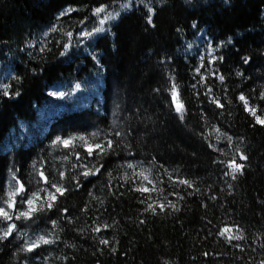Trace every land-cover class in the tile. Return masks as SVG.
I'll list each match as a JSON object with an SVG mask.
<instances>
[{"label": "trees", "instance_id": "1", "mask_svg": "<svg viewBox=\"0 0 264 264\" xmlns=\"http://www.w3.org/2000/svg\"><path fill=\"white\" fill-rule=\"evenodd\" d=\"M66 2L74 0H0V82H7L10 71L23 72L37 66L44 68L39 76L28 73L19 97L0 98V179L4 178L5 167L13 157L18 164L25 165L24 171L27 173L26 165L32 158L30 154L48 144L46 137L57 129H79L92 123L108 128L113 119L114 105L119 103L124 126L136 130L131 139L137 150L145 154H158L170 167L179 166L181 176H199L197 186L201 192L186 198L179 213L157 216H141L139 209L143 206L131 194L117 201L109 200L107 211L101 218L109 222L111 218L119 220V226L109 233V237L115 235L120 244L116 254L109 255L105 250L104 255L99 257L102 264H161L162 257L172 261V264H245L249 255L254 257L251 264H258L264 258L257 240V233H264V220L261 219L264 216V203H261L264 201V129L252 127L245 119L247 114L240 111L236 102L230 107L234 115L228 117L225 114L224 122L232 125L231 131L247 137L250 156L248 171L239 181L233 182L236 184L235 191L227 195L223 166L217 167L211 163L217 154L211 153L197 134L203 130L206 136L212 133L214 139L213 126L219 122V118H214L209 111L205 124L200 120L199 112L192 107L194 102L186 87L191 79L190 66L180 57L183 55L181 45L193 38L189 34L181 38L178 44L175 29L183 26L190 33L187 26L193 18H198L201 26H207L218 38L241 32V37H234L239 52L234 48L225 51L226 63L222 70L234 72L239 56L244 54L254 57V65L246 70V75L251 77L248 81L242 83L239 77H233L229 83V95L232 96L245 85L259 88L264 85V67H261L264 65V0H231V6L225 5L223 0H208L207 3L193 0L191 6L185 4L184 0H167V4L158 11L154 30L145 28L140 14L127 15L114 28L116 49L113 50L111 46V38L101 43L106 66V72L101 77L95 76L91 64L80 61L70 63L58 56L55 41L61 39L60 32L50 37L53 40L49 44L51 52L37 54L32 60L17 52L25 47L30 38L34 39L41 29L53 22L55 12ZM82 15L73 13L71 17L62 18L63 31L72 30L74 21ZM10 50L15 56L10 54ZM149 50L160 54H177L174 68L182 84V95L190 107L186 128L168 113L163 94L156 95L151 91L158 86L156 81L160 79L161 72L157 65L158 57L151 55ZM77 78L88 83L67 99L50 95L55 90L68 92L70 82L74 87ZM98 108L100 117L107 116L106 123L98 118ZM137 108L140 109L139 113L130 115ZM193 153L196 155L193 156ZM51 155L49 153L50 159ZM230 156L229 152L221 158L228 159ZM53 162L57 165L61 163ZM106 179L102 177L100 183L103 184ZM209 185L217 191L219 199L209 201V207L205 210L201 201L211 194ZM219 188H224V192H219ZM106 194L107 190L104 191ZM84 199L83 193L73 195L67 204L78 209ZM77 215V226L92 223L90 215ZM204 215L212 221L211 225L201 219ZM125 216L133 219L126 220ZM137 217L147 219V224L139 225ZM233 222L240 223L246 229L247 239L234 242L245 245L247 251L243 253L227 245L223 238L208 236L205 230L207 228L215 233L218 227ZM65 239L77 243V249H65L61 244L53 249L55 255L67 253L75 256L72 264H94V241L83 238L73 240L71 235ZM249 244L256 249L255 252L247 248ZM14 251L15 244L5 247L0 252V264H19L13 258ZM204 251L213 254L204 257ZM215 252L221 255L216 256ZM241 256L243 260L239 259ZM51 264L59 262L53 260Z\"/></svg>", "mask_w": 264, "mask_h": 264}, {"label": "snow or ice", "instance_id": "2", "mask_svg": "<svg viewBox=\"0 0 264 264\" xmlns=\"http://www.w3.org/2000/svg\"><path fill=\"white\" fill-rule=\"evenodd\" d=\"M201 2L207 3L208 0ZM223 2L231 6V0ZM184 3L191 6L193 0H184ZM166 4L167 0L66 2L55 12L53 22L41 29L34 39L30 38L25 47L18 49L17 52L26 55L29 60L35 59L37 54H43L45 51L51 52L49 44L53 43V40L50 37L53 33L60 32L61 39L55 41L58 56L70 63L80 61L91 64L95 76L101 77L106 72L101 43L111 38V46L113 50L116 49L114 28L118 26L120 20L127 15L140 14L145 22V28L154 30L157 26L158 11ZM73 13L83 15L74 21L75 26L72 30L65 32L61 27V20L64 17H71ZM187 29L190 33L185 27L177 26L175 32L178 44L181 38L189 34L193 38L181 45L183 55L180 57L190 66L191 79L186 87L194 102L192 107L199 112L200 120L205 124L209 111L214 118H219V122L213 126L214 139L212 133L206 136L203 130L197 134L205 142V147L211 153L217 154L211 163L217 167L223 166L222 176L225 178L223 183L228 189L227 195L230 196L236 187L233 182L239 181L248 171L247 162L250 161V156L247 152V137L231 131L232 125L224 122L225 114L228 117L234 115L230 107L236 102L240 111L247 114L245 119L252 127L264 129V85L259 88L245 85L232 96L229 95L231 91L229 83L233 77H239L242 83L248 81L251 77L246 75V70L254 65V57L244 54L239 56V63L234 72L222 70L226 63L225 51L234 48L239 52L236 38L243 35L241 32L236 31L234 35L218 38L207 26L202 27L198 18H193ZM193 49L194 54L190 55ZM149 53L158 57L157 65L161 72L160 79L156 81L158 86L153 87L151 91L156 95L163 94L168 113L178 124L186 128L190 107L182 95V84L174 68L177 54L168 52L160 54L152 50H149ZM10 54L15 56L11 50ZM92 71L89 72V76L92 75ZM256 71L259 72L260 69ZM29 72L33 76H39L44 72V68L37 66L23 72L10 71L7 82H0V98L19 97ZM77 80L74 87L70 82L68 92L55 90L51 91L50 95L67 99L88 83L79 78ZM139 111L137 108L130 115H136ZM120 112L121 106L116 103L112 112L113 119L108 128L92 123L79 129H57L50 133L46 137L48 144L30 154L32 158L26 165L27 173L24 171L25 165L18 164L15 157L8 162L4 178L0 179V252L9 244H15L12 255L19 264H51L53 260L59 264H72L75 256L67 253L55 255L53 251L61 244L65 249H77V243L65 239L71 235L73 240L83 238L86 241H94L92 245L95 249L92 255L96 257L94 264H102L99 257L104 255L105 250H108L109 255L116 254L120 244L115 235L109 237V233L119 226V220L111 218L109 222L101 218L107 211L106 204L109 200L117 201L131 194L138 204L143 206L139 209L141 216L145 214L157 216L179 213L186 198L201 192L197 186L199 176L195 178L181 176L179 166L170 167L167 161L156 153L145 154L138 151L131 139L136 130L131 126H124ZM97 116L107 122V116H99V108ZM229 152L230 158H221L227 156ZM49 153L52 154L51 159ZM192 155L195 156L196 153ZM53 161L61 163L57 165ZM102 177L107 178L103 184L100 183ZM169 188L172 190L168 191ZM208 191L211 194L201 201V206L205 210L209 207V201L216 202L219 199L212 185L208 186ZM218 191L224 192V188H219ZM81 193L85 196L81 206L78 209L69 207L67 204L69 198ZM77 213L90 215L92 223L77 226L76 222L79 220ZM124 219L132 220L133 217L125 216ZM201 219L208 225L212 223L207 215ZM261 219L264 220V216ZM137 221L139 225L148 222L147 219L139 217ZM205 230L208 236L223 238L227 245L239 249L242 253L247 251L243 243H234L247 239L246 229L240 223L225 224L218 227L215 233L207 228ZM257 240L261 252H264V233H257ZM247 248L256 251L251 244ZM212 254L204 251L202 256L208 257ZM214 255L220 256L221 253L215 252ZM239 259L244 258L241 256ZM253 260L254 257L249 255L245 264H251ZM161 264H172V261L162 257ZM258 264H264V258H261Z\"/></svg>", "mask_w": 264, "mask_h": 264}]
</instances>
